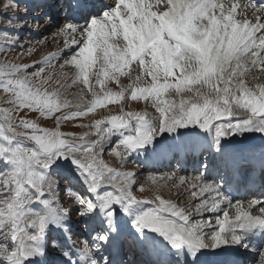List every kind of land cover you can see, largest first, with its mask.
<instances>
[{"label":"snow or ice","instance_id":"6c2138e0","mask_svg":"<svg viewBox=\"0 0 264 264\" xmlns=\"http://www.w3.org/2000/svg\"><path fill=\"white\" fill-rule=\"evenodd\" d=\"M4 7L7 10L17 6L10 0ZM60 34L64 36L66 49L78 48L61 69L74 66L77 72L73 84L82 83L94 99L86 111L79 110L81 103H77V111L64 112L57 117L56 129L41 128L23 119L17 122L15 118V114L25 108L51 117L73 107L69 101L61 100L57 91L48 90L51 77L40 79L44 68L29 75V65H0V89L10 97L7 103L11 105L0 109L3 117L0 134L6 128L11 136L4 139L9 143L12 137H23L37 146L25 149L19 145L13 148L0 145V156H6V162L12 165L11 171L0 173V233L13 245L11 250L7 244L0 245V261L8 264H22L36 251L43 255L42 249H33L28 242L44 236L48 218L43 215L28 218L25 206L43 196L45 189L47 192L53 189L55 181L46 179L37 168L47 169L57 158L71 159L86 174L90 191L96 192L103 184L114 185L119 195L108 193L98 197L100 207L109 218L114 215L112 204H120L127 211L128 206L139 202L131 191L135 174L108 167L99 158V151H94H102L99 141L85 139L89 133L79 137L61 133V120L86 116L98 106L123 99L125 91L130 89L131 99L152 102L159 114V127H151L147 113L128 112L107 121H95L94 127L108 134L128 128L130 122L135 121V134L125 137L116 146L124 150L116 151L118 156H128L164 131L171 133L189 125H198L203 130L214 128L217 143L219 138L237 132H264V84L250 87L247 80L256 70L264 72V3L256 0H118L90 23L65 24ZM175 36L182 39L178 41ZM52 58L47 57L45 63L50 64ZM121 76L127 77L129 83L120 92L107 89L108 81L118 83ZM170 92L180 97L179 101L164 99ZM185 92L192 95L185 98ZM233 117L237 118L235 123H224ZM105 123L110 127L101 129L100 125ZM65 135L68 138H62ZM106 138L101 136L102 140ZM178 179L180 184L188 183L191 195L199 199L195 212L157 195L151 200L154 207L136 216L134 223L138 229L159 233L176 249L187 246L193 255L201 248L241 243L238 231L264 230V205L260 202L233 204L218 186L203 181L202 177L186 180L180 176ZM29 189L35 190L36 195H31ZM79 203L82 205L80 215L94 211L91 201L80 200ZM222 208V216L215 219V230L205 240L204 229L213 227V221L211 218L193 221V214L202 217L204 213L220 212ZM24 225L35 231L27 233ZM100 239L107 241V236ZM79 251L81 260L92 255L87 242L79 246ZM63 254L68 256L67 252ZM91 264L96 261L91 260ZM260 264H264V251Z\"/></svg>","mask_w":264,"mask_h":264},{"label":"rangeland","instance_id":"374dc122","mask_svg":"<svg viewBox=\"0 0 264 264\" xmlns=\"http://www.w3.org/2000/svg\"><path fill=\"white\" fill-rule=\"evenodd\" d=\"M9 3L10 0H0V65L4 63L29 65L30 67L27 69L29 75L41 68H44V72L41 74L40 79H48L51 77L49 84L47 85L48 90L50 92L57 91L61 100H67L73 105V107L62 109L61 111L56 112L51 117L41 116L39 112L30 111L29 109L25 108L15 114L16 121L19 122L21 119L33 121L41 128L54 130L57 127V117L62 116L64 112L77 111L78 109L75 107L77 103H81V109L79 110L86 111L89 103L94 98L82 83L77 82L76 84H73V79L75 78V73L77 72V69L74 66H65L63 69H61L60 66L64 64L65 60L69 58L65 57L64 59H61L60 54H54L55 51H58L59 48H62L65 45L64 40L60 43H57V41L59 42V39L56 38L57 29L53 28L52 26L51 31H49L47 34L44 31L43 36L37 37L36 39L31 38L29 43L25 41V38L22 41H18L19 37H21L20 32H22V27L21 31H17L16 29H13V26L20 23L19 14L22 13V6L18 5L16 0H12V3H14L17 7H10L5 10L4 6L8 5ZM22 37L26 36L22 35ZM77 51L78 48L74 49L71 54H68V57ZM65 52L66 49L64 53ZM47 57H53L50 64L45 63V59ZM132 67H135V65ZM93 71H95V66ZM253 77H256V79L253 80ZM247 80L249 81L250 87H254L256 84H264V72L256 70L247 77ZM128 83L129 81L127 77L121 76L118 83L116 81H108L107 89H110L113 93H118L120 92L121 88L125 87ZM82 89L83 93H81ZM97 91H99V88H97ZM130 92L131 90L128 89L125 91L123 99L118 101H110L102 106H98L94 111L88 113L86 116L61 120L59 123V131L64 134H71V136L75 137L89 133L85 139L87 141H99L102 151L100 149H94V151H99V158L103 160L104 163L108 165V167L121 172H132L135 174V183L131 185V191L139 198V202L128 206L127 209H140L145 204H147L145 200L148 201V204L152 205L151 208H153L154 204L151 203V200L159 195L162 199L172 201L179 207L185 208L186 210L194 213L199 199L197 198V200L191 195V190H188V183H185L186 185L180 184L178 181V174L175 172V170L159 173L147 172L144 170L145 165L135 161L136 159L139 161L143 156L140 152V148L146 146L149 143L131 151L128 156L124 155L122 157L116 155V151H124L123 148L116 149V146L125 137L135 134V121H131L130 123L132 124L128 128L114 130L109 134L102 133L98 131L96 127H94L95 121L97 120L107 121V119L112 116L134 112L147 113L146 118L150 117L151 127L158 129L159 124L157 117L159 114L152 102L143 99L133 100L130 97ZM101 95H103V93H101ZM183 95L185 98H187L192 94L185 92ZM9 98L10 97L5 94L2 89H0V109L11 107V105L7 103ZM164 99H175L179 101L180 97H177L174 92H170V94L165 95ZM121 109H123V112ZM2 119L3 117L0 116V120ZM233 119H235V117L231 118V120ZM231 120L225 121L231 122ZM197 126L198 125H189L186 127H180L171 133L164 131L163 133L155 135L153 140H157L161 137L172 135L177 132L185 130L187 131ZM105 127H110V125L107 123L100 125L101 129ZM4 136H11V133L7 132L6 128L4 132L0 134V145L10 148L16 147L18 145L25 149L37 148L35 144L34 147L33 143L26 138L12 137L11 143H9V141L4 139ZM101 136H105L107 138L102 140ZM62 138H68V136L65 135ZM112 141H116V144L110 146V142ZM109 146L113 148H110ZM6 159V156L0 157V173H7L12 169V165L7 163ZM37 171L42 172L46 179H52L55 181V184L53 185L52 190L47 192V189H45L43 196H40L38 200L32 201L25 206V214L28 218H34L36 215L46 216L48 206L51 205V202H53L56 198L61 201L59 206L63 208L68 207L72 212H77V210L81 211L82 205L79 203L80 200L91 201L93 205H95L94 211L86 213L83 215V217L93 220L95 217L100 215V203H98L99 200L97 194L110 189L112 184H103L96 192L91 191L88 195L77 196L73 194V184H79L81 188L83 187L84 191L89 190V184L86 174H83L78 166L72 163L71 159L57 158L47 169L38 167ZM173 174H175L173 179L168 180L167 177L173 176ZM150 177L152 179H150ZM153 180H155V182H153ZM141 188L143 190H141ZM29 193L31 195H36L35 190L33 189H29ZM37 201L41 203V205H38L41 208L40 210L36 208ZM45 201L48 203H45ZM54 204L56 208L59 207L56 203ZM98 209L99 213H96ZM42 210L45 211V213H39ZM192 217L194 218L192 219L193 221L201 219L195 214H193ZM203 219H208V217H203ZM98 222L99 220H97V222H95V220L89 221L85 224L84 229L88 230L93 227V225L96 226ZM24 227L27 233H33V228L27 227L26 225H24ZM214 230V226L204 229L203 238L208 240L210 234ZM2 244H7L10 250L13 247L11 240L7 238L5 234L0 233V245ZM28 244L32 245V242H28ZM0 264H8V262L0 261Z\"/></svg>","mask_w":264,"mask_h":264},{"label":"bare ground","instance_id":"6f19581e","mask_svg":"<svg viewBox=\"0 0 264 264\" xmlns=\"http://www.w3.org/2000/svg\"><path fill=\"white\" fill-rule=\"evenodd\" d=\"M116 2H118V0H110V5H109L110 8ZM149 2H153V0H149ZM160 7H162V5H160ZM110 8L109 7H108V9L103 8L102 10L106 11V10H109ZM153 10H155V7L153 8ZM102 13L103 12L100 11V12H98L97 15L92 16V18L99 17ZM80 17H82V16H80ZM91 19H90V17H88V18H85V19H79L78 20L77 19V16L76 17L71 16L69 18H64L63 21L61 22L62 24H51V23H48L47 24L48 25V28L45 30V32L47 34L49 31H51L52 26H53V28L57 29V31H56V33H57L56 38L59 39V42L57 41V43H60V42H62L64 40V36L62 34H60V28H62L65 24L72 23V24H75V25H81V26H83V25H85L87 23H90V20ZM250 19H251V17H250ZM19 21L22 22V25H25L26 27L28 26L27 28H29V26H31V25L34 24L33 18L31 16H26V11L23 8H22V16L19 18ZM26 31H28V29ZM42 32L39 31V30L35 31V38L34 39H36L38 36H43ZM23 33H24V31H23ZM55 45H56V43H55ZM56 48H59V47H56ZM65 49L66 48H65V45H64L62 48H59L58 51H55L54 54L55 53L56 54L59 53L61 55L60 56L61 59H64L65 57L66 58H70L72 55L68 57V54H71L74 49H77V47L74 46L72 48H68V49H66V52L64 53ZM236 120H237V118L233 119V121L231 123H235ZM224 123H229V121H224ZM188 132H191V133L193 132L195 136L202 137L203 138V141H206L207 139L208 140H211L214 143L220 145L221 147H223V148H225L227 150H231L233 152L245 151V150H247L249 148H252L255 145H261V146L264 145V132L257 131V130H249V131L237 132L235 134H232V135H228V136L219 138V143H217V138L215 137L214 128L212 130H203L199 126H197L196 128L190 129ZM183 134H185V133H183ZM180 135H181V133L180 134L179 133L172 134V135L168 136L167 138H163L161 140H157L155 142H152L148 148L143 149V151H144L143 154L148 153L150 151H153L156 148V146H158L161 143L163 145V143L166 142L167 140H171V141L177 140V138ZM114 144H116V142ZM114 144H112L110 146H113ZM110 148H113V147H110ZM180 176L181 177H185L186 180H191V178L196 177V176H183V175H180ZM180 176H178V178ZM199 177H202L203 181H205L207 183H211L209 180H206L204 178V174L202 176H199ZM178 181H179V179H178ZM184 185H186V184H184ZM108 193H111L113 195H119L118 190L114 187V185H111V188L110 189L105 190L101 194L102 195H105V194H108ZM57 200L58 199H55V201H57ZM255 201H258V202H260V204L264 205V201L262 200V198H259L258 200H255ZM57 202L61 203L60 200H58ZM199 202L200 201H198V203ZM240 202H243L244 204H247L250 201H240ZM54 205L55 204H51V205L48 206V213L46 214V218H48V223H47V227H46V233L50 232V230H53L55 227H58V226H61L62 228H64L65 225L63 224V221L68 217V216H65L64 214H62L60 212V210L58 208H56V206H54ZM57 206H59V205L57 204ZM223 207H226V205L223 206ZM110 208L114 210L113 217L109 218L106 215V211L103 210L102 208H101V216L103 218H105V219L107 218V219L114 220V221L120 219L122 225H124V226L126 225V223H129L128 226H129L130 229L137 228L135 226V223H134L136 216L142 215L145 212H147L150 209H152L150 205L145 204L140 209H127V211H125L124 208L121 207L120 204H116V203L112 204L110 206ZM146 208H148V209H146ZM222 211H223V208H222V210L220 212H207V213H204L203 214V217L204 218H207V217L213 216L212 221H213V224H215L216 217L222 216ZM253 211H255V209H253ZM43 212L45 213V211H43V210L40 211L39 213H43ZM74 213H73V215H74ZM196 216L197 217H200L198 215H196ZM117 217H119V218H117ZM203 217H200V218H203ZM81 218H82V216H80V215H78L76 217V219H78V220H83ZM109 227H111V226H109ZM254 229L255 228H250V229H247L245 231H238V235H240L241 237L245 238L246 240H249V235L254 231ZM256 229H259V228H256ZM122 230H123V232L126 233V229L124 227H123ZM144 230L146 231L148 229H138L137 228L136 230L134 229V232H135V234H142V232ZM34 231H35V229H33V232ZM153 234H155L156 237L158 239H160L158 241L160 244H163L164 246H167V245L170 244V242L167 241L159 233L153 232ZM103 236H106V235H103ZM228 236H230V234ZM254 237L257 238V239L260 238V233H256L254 235ZM101 241H104V240H101ZM90 245H91V243H89V246ZM235 245H237V244L236 243H228V244H225V245H221L219 247H216V248H208V247H205V248H201L199 251L195 252L194 255L188 249L187 246H183V247H184V252L185 253H188L189 255H191L195 259V261L202 262V259L201 258H202L203 255H206L207 254L208 256H212V257L220 256V255L223 254L224 251L232 252L233 246H235ZM29 246L31 247V245H29ZM31 248H33V247H31ZM33 249H36V248L34 247ZM262 250L264 251V245L262 246V249L261 250H259V249L256 250V261H255L254 264H260V259H261L260 254H261ZM28 258H32V259H35L36 260L37 258H39V251L34 252ZM27 259H24L22 261V264H26L27 263Z\"/></svg>","mask_w":264,"mask_h":264},{"label":"clouds","instance_id":"9594fccd","mask_svg":"<svg viewBox=\"0 0 264 264\" xmlns=\"http://www.w3.org/2000/svg\"><path fill=\"white\" fill-rule=\"evenodd\" d=\"M175 38L179 41V40H181L182 38L181 37H179V36H175ZM179 44H177V48H179ZM197 51H199V49H197ZM126 139H128V138H126Z\"/></svg>","mask_w":264,"mask_h":264}]
</instances>
